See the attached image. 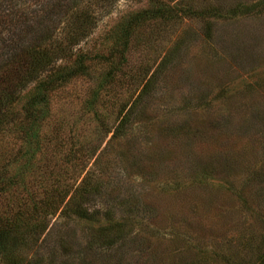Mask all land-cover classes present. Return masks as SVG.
Wrapping results in <instances>:
<instances>
[{
    "label": "rangeland",
    "instance_id": "rangeland-1",
    "mask_svg": "<svg viewBox=\"0 0 264 264\" xmlns=\"http://www.w3.org/2000/svg\"><path fill=\"white\" fill-rule=\"evenodd\" d=\"M70 1L0 0V11L27 18L0 28V60L22 25L25 39L72 36ZM78 1L93 26L55 66L81 55L86 70L50 89L41 125L18 105V120L0 128V211L46 229L30 255L39 264L53 254L67 264H264V0ZM52 3L65 9L40 21ZM157 6L171 17L116 41L122 21ZM90 176L98 191L72 202ZM78 207L124 223L125 235L93 251L91 225L70 213Z\"/></svg>",
    "mask_w": 264,
    "mask_h": 264
},
{
    "label": "trees",
    "instance_id": "trees-1",
    "mask_svg": "<svg viewBox=\"0 0 264 264\" xmlns=\"http://www.w3.org/2000/svg\"><path fill=\"white\" fill-rule=\"evenodd\" d=\"M67 10L75 13V21L71 25H65V30L72 33L66 40L63 41H43L41 36L34 35L25 39V25H22L20 33L17 35V39L12 48L5 54V60H0V128L4 126H10L15 123L18 115L14 113L16 106H20L23 112L27 114L28 125H34L38 119V114L41 116V120L36 125H41L44 118L42 110L46 107V101L48 98V92L51 88L57 84H61L70 80L71 78L81 75L86 66L83 64L85 60L84 56H77L76 60L72 63L56 67L55 64L59 59L70 57V51L74 46L80 44L81 39L91 30L93 22H91V16L86 10L79 9L80 3L78 0H71L69 2ZM58 4H50L47 12V18L43 17L40 21H52L55 15H60L63 11ZM169 13V14H168ZM172 15V9L166 6H157L156 8H149L137 12L128 16L125 21H122L118 26L120 27L118 32L115 33V39L118 42H126L130 37L131 31L142 21L158 18H168ZM27 21V18L20 17L17 14H13L12 10L4 9L0 11V28L6 29L4 25H7V21ZM42 23V22H41ZM51 34L50 31H48ZM48 72V73H47ZM28 84H32V87L26 90ZM39 108V111H36ZM37 116L33 119L31 117L37 113ZM126 125V117L122 118L118 127L116 128L115 137L121 136L124 133V127ZM25 173H15L12 176H23ZM26 174L32 175L31 171ZM93 177L90 179L89 189H84L82 195L77 192V196L71 199L72 202H76L84 195L89 196L93 192L98 191V186ZM87 180V178H86ZM11 188L14 181L11 177ZM94 181V182H93ZM85 188V187H84ZM79 210V207L70 210L73 218L78 221H83L91 225L89 229L94 230L93 242L91 248L93 251H100L104 246L112 247L121 236L125 235V224L121 222L113 221L111 218H107L105 221H99L95 214L88 209ZM81 211V212H80ZM0 259L2 264H39L37 257L30 255L35 244L38 243L39 237L46 231L42 222L38 224H28L19 222L17 219H9L5 215H8L6 210L0 211ZM92 220L97 223V227L94 229L92 226ZM135 224V223H134ZM43 226V227H42ZM37 235H39L37 237ZM31 247L30 251L26 255L20 254V250L23 247ZM76 259L79 263L84 262V257H81L79 253L76 255ZM49 264H67L66 261H59L55 254L50 256Z\"/></svg>",
    "mask_w": 264,
    "mask_h": 264
}]
</instances>
